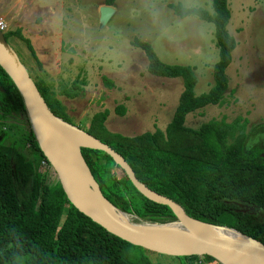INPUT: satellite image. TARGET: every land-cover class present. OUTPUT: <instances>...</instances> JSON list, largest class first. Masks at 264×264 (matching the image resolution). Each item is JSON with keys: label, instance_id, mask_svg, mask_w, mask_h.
<instances>
[{"label": "trees", "instance_id": "trees-1", "mask_svg": "<svg viewBox=\"0 0 264 264\" xmlns=\"http://www.w3.org/2000/svg\"><path fill=\"white\" fill-rule=\"evenodd\" d=\"M114 2L105 0V5L111 7ZM169 8L179 18L195 17L212 24L218 60L212 68L210 89L196 96L197 78L192 68L161 63L149 44L136 39L133 45L145 53L150 75L183 82L165 131L134 137L112 134L104 127L107 112L95 114L87 128L78 129L119 154L140 183L177 203L189 218L233 230L264 245V149H245V127L239 120L231 124L210 121L199 129L184 126L187 115L220 105L228 89L226 70L236 48L227 31L231 17L228 0H212V13L182 5ZM3 36L8 44L11 37L22 41L35 58L30 41L20 30L3 32ZM31 78L53 115L75 126L45 82ZM117 113L123 115L124 111ZM16 115L20 121L13 120ZM16 123L31 158L0 143V264H160L155 259L159 255L107 233L78 212L67 201L58 180L52 186L44 183V175L53 170L35 140L17 86L0 67V128L10 131ZM80 153L102 197L115 211L138 224L178 222L167 206L143 197L108 154L88 148H81ZM237 203L257 212H238ZM169 259L179 264H220L206 256Z\"/></svg>", "mask_w": 264, "mask_h": 264}, {"label": "rangeland", "instance_id": "rangeland-1", "mask_svg": "<svg viewBox=\"0 0 264 264\" xmlns=\"http://www.w3.org/2000/svg\"><path fill=\"white\" fill-rule=\"evenodd\" d=\"M211 1L115 0L112 15L102 24L99 10L105 0H0V21L4 33L20 30L30 41L36 60L22 41L11 37L9 42L29 75L45 82L75 127L87 128L95 114L107 112L104 127L109 133L134 137L165 131L183 82L150 75L145 53L133 42L149 44L165 65L192 68L197 78L194 94L206 93L218 60L213 26L195 17L179 18L169 5L212 13ZM228 6L227 31L236 42L226 70L228 89L220 105L187 115L184 126L199 129L210 121L239 120L245 127V149H264V0H228ZM121 109L123 115L117 113ZM12 126L10 131L0 128V143L31 158L18 123ZM43 180L52 186L57 177L50 170ZM238 206L244 213L257 212ZM155 259L179 264L165 256Z\"/></svg>", "mask_w": 264, "mask_h": 264}, {"label": "water", "instance_id": "water-1", "mask_svg": "<svg viewBox=\"0 0 264 264\" xmlns=\"http://www.w3.org/2000/svg\"><path fill=\"white\" fill-rule=\"evenodd\" d=\"M99 13L100 22L103 24L112 15L113 9L104 6L100 8ZM0 67L17 86L39 149L55 173L67 201L78 212L88 217L107 233L159 256L171 258L206 256L215 259L220 264H264L263 244L233 230L209 226L189 218L177 203L156 194L140 183L119 154L99 140L53 115L16 52L5 41L2 32H0ZM66 126H70L83 136L90 138L94 143L93 146L86 144L77 147L79 158L89 175L90 172L80 153L81 148L99 150L108 154L123 169L132 185L143 197L171 209L178 223L186 225L185 229H180L174 223L176 228H170L171 224L134 223L129 219L113 217L98 207L78 185L73 162L64 149ZM91 179L93 180L92 177ZM93 182L101 195L94 180ZM198 226L217 228L233 233L216 237L191 235L190 229L194 230Z\"/></svg>", "mask_w": 264, "mask_h": 264}, {"label": "bare ground", "instance_id": "bare-ground-1", "mask_svg": "<svg viewBox=\"0 0 264 264\" xmlns=\"http://www.w3.org/2000/svg\"><path fill=\"white\" fill-rule=\"evenodd\" d=\"M66 131V138L64 143V149L66 150V154L73 162V166L75 169V173L77 176V182L82 191L87 194V196L104 212L110 214L113 217L129 219L128 216L121 214L114 210L98 193L96 186L91 179L89 173L87 172L85 166L83 165L81 159L79 158L77 147L79 145H91L93 146L94 143L90 138L83 136L75 129L71 128L70 126L65 127ZM184 223L179 222V227H183L185 229ZM176 225L171 224L170 228H176ZM189 230V229H188ZM191 235L194 236H203V237H216V236H223V235H230L233 232L220 230L217 228H210V227H196L194 230L190 229ZM187 235V234H186Z\"/></svg>", "mask_w": 264, "mask_h": 264}, {"label": "flooded vegetation", "instance_id": "flooded-vegetation-1", "mask_svg": "<svg viewBox=\"0 0 264 264\" xmlns=\"http://www.w3.org/2000/svg\"><path fill=\"white\" fill-rule=\"evenodd\" d=\"M261 149H262V148H261ZM238 204H239V203L235 204V206H236V207H239ZM239 205L244 206V207H249V206L244 205V204H239ZM237 211H238V212H242V213H244L243 211H241V210H239V209H237ZM249 214H252V213H249ZM253 214H255V213H253Z\"/></svg>", "mask_w": 264, "mask_h": 264}, {"label": "built area", "instance_id": "built-area-1", "mask_svg": "<svg viewBox=\"0 0 264 264\" xmlns=\"http://www.w3.org/2000/svg\"><path fill=\"white\" fill-rule=\"evenodd\" d=\"M5 30V26L3 25V23L0 21V32H4Z\"/></svg>", "mask_w": 264, "mask_h": 264}, {"label": "clouds", "instance_id": "clouds-1", "mask_svg": "<svg viewBox=\"0 0 264 264\" xmlns=\"http://www.w3.org/2000/svg\"><path fill=\"white\" fill-rule=\"evenodd\" d=\"M3 33V32H2Z\"/></svg>", "mask_w": 264, "mask_h": 264}]
</instances>
